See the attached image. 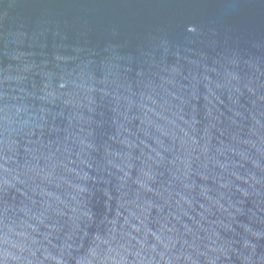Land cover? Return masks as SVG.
Returning a JSON list of instances; mask_svg holds the SVG:
<instances>
[{
    "label": "water",
    "instance_id": "1",
    "mask_svg": "<svg viewBox=\"0 0 264 264\" xmlns=\"http://www.w3.org/2000/svg\"><path fill=\"white\" fill-rule=\"evenodd\" d=\"M0 264H264V0H0Z\"/></svg>",
    "mask_w": 264,
    "mask_h": 264
}]
</instances>
